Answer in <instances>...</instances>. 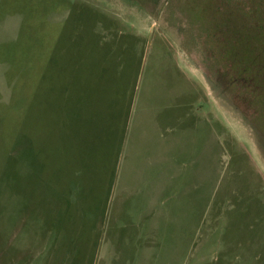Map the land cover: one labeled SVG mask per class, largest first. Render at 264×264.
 I'll return each instance as SVG.
<instances>
[{
    "label": "rangeland",
    "instance_id": "obj_1",
    "mask_svg": "<svg viewBox=\"0 0 264 264\" xmlns=\"http://www.w3.org/2000/svg\"><path fill=\"white\" fill-rule=\"evenodd\" d=\"M129 87L170 148L125 202ZM0 264H264V0H0Z\"/></svg>",
    "mask_w": 264,
    "mask_h": 264
},
{
    "label": "crops",
    "instance_id": "obj_2",
    "mask_svg": "<svg viewBox=\"0 0 264 264\" xmlns=\"http://www.w3.org/2000/svg\"><path fill=\"white\" fill-rule=\"evenodd\" d=\"M135 79V78H134ZM134 86V84H132ZM133 88L127 89L125 91L126 97L124 98V104L120 108L115 109L114 115H110L111 118L116 120L114 121V124L111 125L109 128V137L108 141L111 140V144H108V150L110 147H113V154L112 158L113 160V165L111 169V174L112 177L111 180L112 183L110 185V194L113 195L115 192L114 189L120 186V191L122 194V200L125 202L129 200L131 197L134 195H140L141 193L145 197L148 193L149 197L151 194V197L153 195L154 191H161L163 189H167L166 183H154L151 181V174L154 173V167H160L161 169V164H162V154L165 153V159H168V151L170 148V138H169V133L170 130L167 126H160L159 125V120L157 119L158 115L154 111L158 110L161 111V109L169 107V103L161 104V105H151V106H142L137 109L135 107V104L130 103V96H131V91ZM133 101V100H132ZM130 103V104H129ZM131 105V106H129ZM179 106V104H178ZM183 107V105H181ZM104 108L101 107L99 109L93 110L92 113H95V117L91 116L93 120H98L99 119V113L98 111L100 109ZM144 108L143 115L139 113L141 112ZM114 110V109H113ZM184 121V120H183ZM120 124L122 127H120ZM118 127V128H116ZM102 129L104 130V125L102 126ZM116 129H121V132H116ZM101 133V132H100ZM103 135V134H101ZM119 136L120 141L118 143V150L115 151V146H117V143L113 142L115 141V136ZM113 138V139H111ZM131 139H134L136 141V144L138 145V150L139 155L134 157L133 159H138L134 164L135 165H126L121 164V158L122 154L125 151V142L129 141ZM177 147V146H176ZM165 150V151H163ZM109 154V151H108ZM144 158V159H143ZM142 160V165H146L147 169L143 167L142 169L146 170L144 174L139 175V174H133V169L135 166L136 168L137 165H140V161ZM139 169V168H138ZM151 169V172L149 173ZM124 173L123 177H120L121 174ZM150 180V181H149ZM184 186L180 187L181 189ZM127 191H124V190ZM151 191V193H150ZM145 192V193H143ZM147 195V196H148ZM154 200V199H153ZM153 200L149 203L148 207L150 208L149 215H152V212H156L154 208L158 205V201L156 204L153 203ZM162 199H160L161 205H166L167 200L163 203L161 202ZM152 203V204H151ZM122 207V205H120ZM164 214L162 211L159 212V215ZM154 220V219H153Z\"/></svg>",
    "mask_w": 264,
    "mask_h": 264
}]
</instances>
